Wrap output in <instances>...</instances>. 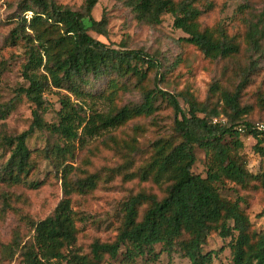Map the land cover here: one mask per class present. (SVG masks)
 <instances>
[{
  "label": "trees",
  "instance_id": "trees-1",
  "mask_svg": "<svg viewBox=\"0 0 264 264\" xmlns=\"http://www.w3.org/2000/svg\"><path fill=\"white\" fill-rule=\"evenodd\" d=\"M97 3L98 0H85L75 10L57 0H30L24 12L31 11V18L24 15L20 28L12 34L13 41L25 42L22 75L29 84L19 87L17 92L25 94L34 108L30 127L1 141L10 155L0 170V182H27L37 169L38 159H43L61 180L63 196L48 216L32 222V240L25 244L14 241L6 247L11 250L7 255L13 258L18 248L20 264H108L120 256L125 264H136L146 255L156 259L161 253L178 252L190 264H214L218 251H207L205 245L211 235L218 234L230 238L232 264H264V229L254 227L241 198H227L220 189L226 180L246 188L259 179L249 171L241 149L243 137L251 136L257 140L255 150L264 156V130L256 127L264 119L247 118L251 108L241 105V97L258 67L256 56L264 40V14L251 22L246 31L250 59L245 67L239 66L240 80L235 89L222 88L214 82L208 100L201 102L190 93L161 88V63L144 50L113 48L92 37L90 29L108 34L106 16L100 20L92 16ZM127 5L139 21L151 26L160 24L163 14H171L174 27L186 34L183 41L197 48L206 59L236 58L243 51L241 42L213 27L202 26L199 0H127ZM152 68H158L154 86H144ZM110 72L120 78L136 79L134 87L140 89L142 101L114 105L120 91L127 89L126 83H119L116 78L108 95L112 107L106 112L98 110L96 94L88 86L92 77ZM50 86L65 90L61 93L56 122L45 120V114L54 106L45 94ZM180 95L187 108L182 106ZM160 97L173 112V133L152 140L150 155L143 163L133 167L134 156L140 152L138 137L146 132L144 126L136 125L128 139L109 135L103 141L108 148L123 153L124 161L120 164L95 171L88 168L92 165L89 158L74 164L79 147H86L136 119L155 115ZM12 109V103L2 105L0 119H5ZM214 118H225L226 122H214ZM36 132L47 133L54 141L32 150L28 140ZM196 146L206 154V176L193 171ZM124 147L128 150L123 151ZM118 176L125 181L138 179L150 186L128 196L115 238H96L83 251L77 245L81 233L77 223L83 218L73 207L74 197L89 195ZM30 185L39 187L38 182ZM263 215L264 212L259 214ZM157 244L161 245L159 253L155 251Z\"/></svg>",
  "mask_w": 264,
  "mask_h": 264
},
{
  "label": "rangeland",
  "instance_id": "rangeland-1",
  "mask_svg": "<svg viewBox=\"0 0 264 264\" xmlns=\"http://www.w3.org/2000/svg\"><path fill=\"white\" fill-rule=\"evenodd\" d=\"M62 5L79 10L85 0H57ZM30 0H0V107L7 103L13 104V109L5 119H0V170L7 162L10 150L1 143L3 137L14 136L27 130L33 120L34 104L25 94L19 95V87L29 84L22 75V65L25 62V42L12 40V34L20 28V21L25 15L32 16L31 11L24 12ZM203 14L200 18L203 27H213L224 32L235 41L241 42L242 53L231 59L209 60L195 47L186 44L183 38L186 34L174 27V17L165 13L162 21L156 26L139 21L127 0H98L92 10V16L100 20L106 16L108 34L104 35L90 29L92 37L104 42L110 47L121 50L142 49L161 63L158 78L160 87L174 93H190L198 101H207L210 87L219 82L222 88L234 90L240 80L239 66L245 67L250 59V51L245 42V34L251 22H256L264 14V0H199ZM29 30V29H27ZM258 67L252 75L249 84L243 89L241 105L251 108L247 118L264 119V40L262 50L257 54ZM255 57V58H256ZM147 67V66H146ZM157 69L149 70L144 86H154L153 79ZM116 78L119 83H126V90L120 91L113 104L122 105L142 101V93L134 87L136 79L120 78L114 72L92 77L88 86L96 94V107L100 111H109L112 107L108 97L110 85ZM64 89L50 86L45 93L54 103L52 109L45 114L47 122L57 121V110L60 108V97ZM74 97V96H73ZM184 108H187L183 96H179ZM216 99H213L215 101ZM220 104L223 101L220 100ZM158 111L152 117L136 119L126 127L107 133L93 140L86 147H79L74 164L83 163L84 158L92 161L91 171L103 166H114L123 162V153H118L103 144L109 135L118 139H128L133 135V127L142 125L146 132L138 137L140 152L135 155L133 167L143 163L150 155V142L162 135L173 133V112L168 102L159 98L156 102ZM231 139L228 138V141ZM54 139L44 132L34 133L28 140L30 149H42ZM244 146L241 149L242 158L247 162L249 171L259 177L248 187L242 188L235 182L226 180L221 185V193L227 198H241L243 209L250 216L257 230L264 229V156L255 150L257 140L251 136L243 137ZM264 146V143L263 145ZM123 151L128 150L126 147ZM197 161L193 171L206 176V154L196 146ZM37 169L31 172L27 182L10 185L0 182V264H20L19 249L11 258L7 255L11 250L6 247L14 241L25 244L32 240V222L48 216L63 196L61 180L57 178L47 161L38 159ZM1 174V173H0ZM31 182H38L39 187H33ZM149 184L138 179L125 181L118 176L109 184L100 185L93 193L85 196H75L73 207L83 218L77 224L81 229L78 246L86 251L90 243L96 239L112 240L115 238L123 220V204L131 193ZM230 238H222L218 234L209 237L205 250H216L214 264H232V255L228 246ZM16 247L12 246V249ZM223 248V249H221ZM156 253L161 251V245H155ZM110 260L108 264H125L121 259ZM190 264L187 257L178 252L172 255L158 254V258L146 255L137 260L136 264Z\"/></svg>",
  "mask_w": 264,
  "mask_h": 264
},
{
  "label": "built area",
  "instance_id": "built-area-1",
  "mask_svg": "<svg viewBox=\"0 0 264 264\" xmlns=\"http://www.w3.org/2000/svg\"><path fill=\"white\" fill-rule=\"evenodd\" d=\"M218 121H221L223 123L226 122V119L225 118H214V122H218ZM256 127L259 129V130H264V123H257Z\"/></svg>",
  "mask_w": 264,
  "mask_h": 264
}]
</instances>
